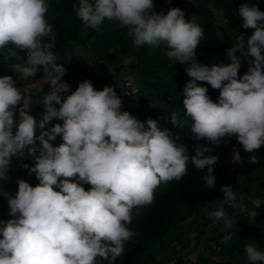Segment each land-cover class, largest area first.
Instances as JSON below:
<instances>
[{
  "label": "clouds",
  "instance_id": "clouds-1",
  "mask_svg": "<svg viewBox=\"0 0 264 264\" xmlns=\"http://www.w3.org/2000/svg\"><path fill=\"white\" fill-rule=\"evenodd\" d=\"M74 7L85 29L99 31L105 21L117 22L136 47L164 44L168 58L185 65L190 78L182 103L191 123L172 112L170 124H190L197 140L213 146L235 137L249 154L247 163L259 162L254 153L264 146V11L241 4L238 15L242 27L252 30L250 37H237L227 50L230 63L209 66L196 57L202 27L186 20L179 7L156 12L154 0H78ZM48 8V0H0V53L17 75L30 78L42 70V81L50 86L46 93L40 89L43 112L36 119L30 114L33 97L25 95L12 76H0V179L7 178L13 157H27L33 163L24 168L39 181L32 186L19 180L15 195L2 193L11 218L0 221V264H116L126 242L136 236L129 228L133 209L151 204L162 182L180 181L190 159L196 169H207L205 187L213 189L219 157L206 146H197L189 156L156 120L141 122L122 111L112 87L96 90L85 79L67 94L71 86L62 80L67 69L57 63L53 51L56 33L46 19ZM237 52L254 58L242 77ZM198 81L219 90L216 102ZM58 136L62 142L54 146ZM244 162L241 151L234 150L232 163ZM84 184L91 187L86 190ZM220 191L222 199L207 215L222 222L225 230L237 223L226 206L246 211L254 220L264 203L253 200L249 210L233 187L222 186ZM232 239L226 231L222 242ZM245 252L249 264H264V251L257 244L245 245Z\"/></svg>",
  "mask_w": 264,
  "mask_h": 264
},
{
  "label": "trees",
  "instance_id": "trees-1",
  "mask_svg": "<svg viewBox=\"0 0 264 264\" xmlns=\"http://www.w3.org/2000/svg\"><path fill=\"white\" fill-rule=\"evenodd\" d=\"M181 1L188 3V8L195 14V22L203 29L201 43L196 49L197 60L202 64L209 66L225 64L222 61L213 62V59L231 48V45L225 44L216 33L215 17L209 9L210 4L223 11L226 23L233 29H237L239 35L244 36L245 41L252 33L251 29L242 27L243 19L238 15V7L244 4V0ZM76 5L78 0H51L49 3L51 19L48 22L56 33V47L53 49L56 55H63L74 46H85L92 39L89 43L90 57L95 62H99L105 70H118L123 66L124 61H128L127 66L134 69L135 76H130L133 90L122 87L116 91V94L125 90L129 91V95L123 99L121 110L128 111L141 122H146L149 118L156 120L161 130L168 129L175 142L186 148L189 156L195 155L197 146H206L213 148L210 154L219 157L214 166L213 174L216 177V184L213 189L209 190L205 187L203 176L207 169H196L190 159L187 173L180 181L162 182L155 189L151 204L133 209V220L129 228L136 233V236L126 242L124 254L117 258L116 264H124L125 259H127L125 264H149L152 259L151 250L170 226L185 221L191 215L195 217L204 205L222 199L223 193L220 191L222 186H231L234 189L238 176L247 177L259 167L264 166V146L254 153L259 158V162L249 164L247 163L249 154L243 153L235 137L229 138L226 142L222 140L219 146H213L205 139L197 140L190 130V124L182 128L173 127L170 124L172 112H177L181 119L190 121V118L185 116L182 103V90L190 79L184 71L185 65L168 58L166 53L169 49L164 44L143 45L130 58L127 30L119 26L117 22H107L99 31L88 29L87 38L79 40V34L85 28L76 15L74 7ZM252 5L261 11L264 9V5ZM17 51L20 55H25L24 52ZM5 64L8 65L6 61ZM249 66L241 65L238 76L242 77ZM114 76L110 74L105 77V84H99L95 86V89L103 90L105 86L112 87L117 82L120 85L125 83L126 76L123 79L119 78L118 74ZM197 84L208 89L207 94L213 102L218 100L219 90L212 89L206 82L198 81ZM163 118H167L168 122ZM61 142L62 139L58 145ZM234 150L241 151L245 161L242 165L232 163ZM83 187L88 190L91 186L84 184ZM213 210H216V206ZM208 261L205 258L199 264H240L229 260ZM103 264L108 262L104 261Z\"/></svg>",
  "mask_w": 264,
  "mask_h": 264
},
{
  "label": "rangeland",
  "instance_id": "rangeland-1",
  "mask_svg": "<svg viewBox=\"0 0 264 264\" xmlns=\"http://www.w3.org/2000/svg\"><path fill=\"white\" fill-rule=\"evenodd\" d=\"M51 0H48L50 3ZM192 0H187L190 2ZM244 4L252 5H264V0H244ZM155 11H164L165 13L170 7H179L185 13L186 20L196 21L195 14L188 8V3H182L181 0H154ZM212 14L215 17V27L217 35L226 44L233 45L237 42L239 32L237 29L230 27L225 19L222 10H218L213 4H210ZM264 11V9H262ZM46 19H51L50 8H48ZM108 21H105L106 24ZM103 24V25H104ZM88 29H83L79 34V40H85L87 38ZM130 58L134 56L140 47H136L133 44L132 38L127 35ZM90 39L85 46H74L72 49L66 51L63 55H57V63L63 64L67 71L62 77L64 82H67L71 87L67 94L74 91L80 82L85 79L92 81L94 87L101 84H105L104 78L113 74L124 79L125 83L131 81L134 77V69L127 66L128 61H124L122 67L118 70H105L99 62H95L90 57L89 43ZM236 55L241 59V65L248 66L250 58L245 59L240 52ZM215 56V55H214ZM217 56V55H216ZM214 60V61H213ZM213 62H224L225 64L230 63L227 52L221 53V55L214 58ZM10 75L13 79L17 80V87L21 88V91L25 95L33 97L34 103L31 109V113L36 119H39L43 109L40 104L42 92L46 93L50 90V86L42 81L44 75L43 71H38L35 78L18 79L16 73L5 64V59L2 53H0V76ZM114 76V77H115ZM131 76V77H130ZM113 77V78H114ZM112 78V79H113ZM116 79V78H114ZM123 83L120 85L119 82L114 83L112 88L115 91L118 89L129 87ZM126 91V90H125ZM66 94V95H67ZM23 102L21 101L22 106ZM61 123L62 121L53 120L52 124ZM48 125L46 127H50ZM39 135V130H37ZM61 137H57L53 141V145L57 146ZM38 143V142H37ZM33 161L31 158L19 159L16 157L12 158L10 169L7 172L6 179H0V221H7L9 217L7 198L2 195L3 192H8L11 195H15L18 185L17 181L24 180L32 186H36L39 181L36 179L34 174H29L27 169L24 168L25 164L32 165ZM16 172L18 174H14ZM21 172V173H19ZM234 192L237 194L238 201L247 206L250 210L254 208L252 204L253 200L262 199L264 200V166L259 167L247 177L238 176L236 185H234ZM241 196L243 199L241 200ZM218 200L211 202L210 204L204 205L198 215L190 216L185 221L179 224L172 225L157 241L156 245L151 250L152 259L149 264H199V262L208 259V262H214L219 260H229L233 262H239L240 264H249L246 257L245 245L257 244L261 251H264V208L259 207L257 210L258 215L253 220L247 212L240 211L239 209H232L226 206V212L230 217H235L237 223L234 224L232 229L225 230L222 222L210 220L208 218V212L214 211L213 207L218 204ZM208 206V207H207ZM207 207V208H206ZM226 231H230L233 234L231 243H223V237ZM198 251L197 259L192 262H177L182 256H187L193 251ZM201 260V261H200ZM127 262V259L124 261ZM124 263V264H125Z\"/></svg>",
  "mask_w": 264,
  "mask_h": 264
},
{
  "label": "built area",
  "instance_id": "built-area-1",
  "mask_svg": "<svg viewBox=\"0 0 264 264\" xmlns=\"http://www.w3.org/2000/svg\"><path fill=\"white\" fill-rule=\"evenodd\" d=\"M18 79L20 80V79H27V78H24L22 76H18ZM125 84H126V86L130 85L129 87H126L127 89L130 88V89L133 90V86H132L131 81H127V83H125ZM128 95H129V91L128 90L117 93V96L121 99L122 102H123L124 97L128 96ZM260 207L264 208V203H262L260 205ZM199 250H200L199 248L196 251H193L192 249H190L191 252L189 253V255L182 256L181 258H179V260L177 262L186 263V262L195 261L197 259V255H198V251Z\"/></svg>",
  "mask_w": 264,
  "mask_h": 264
},
{
  "label": "crops",
  "instance_id": "crops-1",
  "mask_svg": "<svg viewBox=\"0 0 264 264\" xmlns=\"http://www.w3.org/2000/svg\"><path fill=\"white\" fill-rule=\"evenodd\" d=\"M32 78H33V77H32ZM34 78H35V77H34ZM207 207H208V206H207ZM207 207H206V208H207Z\"/></svg>",
  "mask_w": 264,
  "mask_h": 264
}]
</instances>
